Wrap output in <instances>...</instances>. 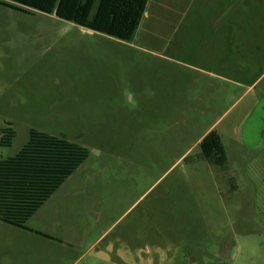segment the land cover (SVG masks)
<instances>
[{"label":"rangeland","instance_id":"obj_1","mask_svg":"<svg viewBox=\"0 0 264 264\" xmlns=\"http://www.w3.org/2000/svg\"><path fill=\"white\" fill-rule=\"evenodd\" d=\"M6 126L0 158L31 128L88 156L0 264H264V0H150L129 40L0 5Z\"/></svg>","mask_w":264,"mask_h":264},{"label":"trees","instance_id":"obj_2","mask_svg":"<svg viewBox=\"0 0 264 264\" xmlns=\"http://www.w3.org/2000/svg\"><path fill=\"white\" fill-rule=\"evenodd\" d=\"M147 0H0L22 12H44L79 26L129 40L139 26ZM15 130L1 129L0 144L8 146ZM209 163L226 162L224 146L212 128L199 140ZM88 150L64 137L31 128L17 153L0 158V221L25 228L27 220L87 158Z\"/></svg>","mask_w":264,"mask_h":264},{"label":"crops","instance_id":"obj_3","mask_svg":"<svg viewBox=\"0 0 264 264\" xmlns=\"http://www.w3.org/2000/svg\"><path fill=\"white\" fill-rule=\"evenodd\" d=\"M149 2H150V0H147L146 7H145V11H146V9H147V6H148ZM145 11H144V13H145ZM144 13H143V15H144ZM85 29L90 30V29H88V28H85ZM91 31H93V30H91ZM95 32H96V31H95Z\"/></svg>","mask_w":264,"mask_h":264}]
</instances>
